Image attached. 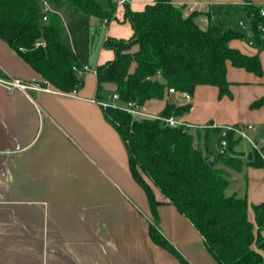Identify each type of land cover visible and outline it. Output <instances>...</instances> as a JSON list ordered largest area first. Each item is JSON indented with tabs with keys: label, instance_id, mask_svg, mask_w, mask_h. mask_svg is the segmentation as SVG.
Returning <instances> with one entry per match:
<instances>
[{
	"label": "crops",
	"instance_id": "0c3cea01",
	"mask_svg": "<svg viewBox=\"0 0 264 264\" xmlns=\"http://www.w3.org/2000/svg\"><path fill=\"white\" fill-rule=\"evenodd\" d=\"M155 2L130 0L129 5L133 11H142ZM172 3L182 8L185 16L199 11L198 25L204 30L215 28L223 35L229 30L242 32L241 28L231 27L229 21L242 14L248 17L246 4L258 7L264 0H172ZM124 11L116 12L114 19L131 27L124 20ZM109 23L105 26L108 30ZM115 30L120 34L119 27ZM132 35L131 27L126 36ZM230 45L246 55L259 56L263 75L258 77L228 62L231 95L220 97L217 87L198 86L189 104L190 111L182 119L189 124L213 123L216 128L251 125L254 127L248 130L251 138L250 134L256 133L260 126L258 138L262 140L260 143L252 140L262 150L264 107L240 114L243 96L239 90L238 97L235 96V87L256 85L246 96L248 105L264 97V47L250 45L246 38L235 39ZM72 48L81 63L92 69L115 57L114 54L112 59L93 64L81 59L73 45ZM0 76L42 81L2 39ZM104 87L116 88L112 84ZM207 88L215 92L209 94ZM97 89L94 73L84 76L83 87L76 93L54 89L10 94L0 85V264H183L152 238L155 221L147 194L132 176L129 153L120 133L96 102ZM215 94L222 108L229 107L236 116L233 125L220 117H210L204 124L195 121L197 113L207 105L206 95ZM177 102L176 96L167 95L164 100L148 101L142 110L157 116L168 103ZM157 103L162 107L155 113ZM251 147V143L242 140L235 152H247ZM225 170L229 173V195L247 198L249 218L257 228L251 207L264 203V199H255L256 193H264V166L256 167L249 162L241 171ZM238 177H242V187L236 185ZM155 195L161 202L157 209L158 230L181 256L189 264H219L193 223L176 206L166 203L159 190Z\"/></svg>",
	"mask_w": 264,
	"mask_h": 264
},
{
	"label": "trees",
	"instance_id": "16d2710c",
	"mask_svg": "<svg viewBox=\"0 0 264 264\" xmlns=\"http://www.w3.org/2000/svg\"><path fill=\"white\" fill-rule=\"evenodd\" d=\"M57 10L71 9L70 19L91 15L111 19L116 13L113 0L106 10L97 0H50ZM124 20L130 23L129 39L108 37L106 49L113 60L97 66L98 99L118 94L123 104L136 102L143 107L151 100H164L170 88L194 95L201 85L215 86L220 97L231 95L227 64L263 75L257 55H246L230 42L244 39L243 32L229 30L219 35L215 28L204 30L196 22L197 12L185 16L172 0H156L142 11L124 5ZM248 16L257 7L246 4ZM0 39L5 41L36 73L63 93L83 87L84 77L74 71L82 63L76 56L66 26L53 14L47 22L38 0H0ZM42 45L36 47V43ZM116 88L108 94L105 85ZM264 107V97L251 104L252 110ZM190 105L168 103L160 116H183ZM106 118L120 133L130 158V170L147 194L154 225V241L189 264L158 230V206L155 191L166 203L173 204L203 236L206 246L219 264H264V203L251 208L255 224L249 218L250 205L245 197L229 195V173L241 171L243 163L235 152L242 141L228 134L229 154L210 151L212 131L165 127L159 120L135 119L126 112L109 107ZM219 135L221 131L213 130ZM219 143V142H218ZM264 166V161L251 163Z\"/></svg>",
	"mask_w": 264,
	"mask_h": 264
},
{
	"label": "rangeland",
	"instance_id": "374dc122",
	"mask_svg": "<svg viewBox=\"0 0 264 264\" xmlns=\"http://www.w3.org/2000/svg\"><path fill=\"white\" fill-rule=\"evenodd\" d=\"M97 1L101 3L104 9L110 10L111 8L110 0H97ZM113 5L117 9L116 10L117 13H120L124 9V6H119L117 4V0H113ZM60 12L62 13L65 19V22L67 25L66 30L69 34L72 45L74 46V48L80 55L81 59L88 60L89 62L93 64H96L98 61H106L114 57V52L110 49H106L104 46L107 36L112 37V38H115V37H122L125 39L130 38V36H126V34H127V30L131 32V27L125 23H120L117 19H114L115 14L112 16L111 19H108L109 21L113 19L109 23L111 27H110V30H108V27H105L106 25L104 24L103 20L100 19L99 17L91 16V15H81V17L71 20L70 19L71 9H68L67 6L62 8ZM197 13H198V16L196 18L198 20L200 18V12L197 11ZM239 19H241L245 24L248 23V17L242 14L240 16H236L234 19L229 21L230 23L229 25H231V27H233L234 29L241 28L238 25ZM118 27L121 30V32H119L120 34H118L115 30ZM115 33H117V35ZM254 46H257V45H254ZM256 88H257L256 85H253V84L252 85H237L235 87V96L238 97L237 95H239V91L242 93V96H243V99L241 100V103H240L241 104L240 114H244L248 111H251V112L253 111L251 109V103L249 105L246 104L247 103L246 96L249 95L251 92H253ZM112 91L113 89H109L108 94L111 95ZM207 92L209 94H213L212 92H215V91H213V89L211 88H207ZM206 96L207 97L205 98L207 101V105L203 107V110L197 113V118L195 119V121L197 123L204 124V121L209 119L210 117L211 118L220 117L221 121H224L226 124L233 125L236 119V116L232 114L230 108L228 107V108L223 109L222 106L220 105L222 103H218V97L216 96V94L215 96L211 95V97L209 95H206ZM108 101L111 102V99H108ZM159 107H162V105L159 104L158 107L154 109L153 111L155 113H158L160 110ZM246 122H247V119H244L243 123H246ZM191 126H193L191 131L195 133V131L198 129L202 131L203 136L205 135L206 130L212 131L210 135V140H209L210 151L213 154H217L219 135L217 133H214L213 130L217 129V132H218L221 130V128L219 127L216 128V126L213 123H208L206 125L191 124ZM261 130H262V127L259 126L257 127L256 133L250 134L252 138L254 139V141H258V143H260V141L262 140L258 138V136H260L261 134ZM236 153L240 156L243 166L248 164L249 162L252 163L258 160L264 161L263 160L264 149L261 150L260 148L258 149L252 146L251 149H249V151L247 152L237 151ZM241 178L240 177L236 178L237 180L236 185L238 187L243 186ZM230 190L231 189L227 191V194L231 193ZM255 195H257L256 196L257 198H255L257 200L264 199V193L262 192H258Z\"/></svg>",
	"mask_w": 264,
	"mask_h": 264
},
{
	"label": "built area",
	"instance_id": "2783aa9c",
	"mask_svg": "<svg viewBox=\"0 0 264 264\" xmlns=\"http://www.w3.org/2000/svg\"><path fill=\"white\" fill-rule=\"evenodd\" d=\"M39 5L41 7L43 21L47 22L51 15L57 14L65 24V19L62 13L57 10L50 0H38ZM130 0H117V4L119 6H124L129 3ZM104 24L107 25L109 23L108 19H104ZM239 26L242 29L244 34V38L247 39L250 45H257L260 47H264V4L257 7V12L248 16V23L245 24L242 20L239 21ZM42 45V43L38 42L35 44L36 47ZM74 71L79 77H84L87 73H94L97 75L96 69H92L87 64H82L81 66L75 65L73 67ZM0 85L5 87L10 94H13L17 91H22L26 93L31 92H53V88L50 83L46 80L41 82L37 80L31 81H22L20 79H13L4 76H0ZM74 91L72 93H76ZM167 95L176 96L178 102L175 104L177 106H185L189 105L192 101V94L186 91H180L174 88H170L168 90ZM111 99V102L108 101ZM108 99H97L96 102L105 110L109 107L118 108L127 114L131 115L135 119L139 118H147L153 120H159L165 127L178 129H192L193 126L191 124L185 122L181 116L172 115L169 117H162L160 115L153 116L143 112L142 107L139 106L136 102L123 104L120 102V97L118 94H114L109 96ZM120 103V104H119ZM248 130H254V127L249 125L247 127L244 126H224L221 128L220 140L218 144V154L219 155H228L229 154V140L228 134L233 132L236 137L241 138L252 144L253 147L258 148V145L252 140V138L248 135ZM264 159V158H263Z\"/></svg>",
	"mask_w": 264,
	"mask_h": 264
}]
</instances>
